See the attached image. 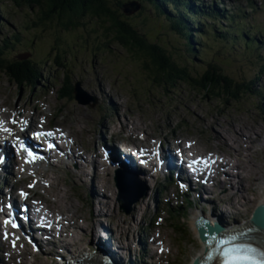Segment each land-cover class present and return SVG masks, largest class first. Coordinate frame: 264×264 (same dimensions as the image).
Returning <instances> with one entry per match:
<instances>
[{
	"label": "rangeland",
	"instance_id": "rangeland-1",
	"mask_svg": "<svg viewBox=\"0 0 264 264\" xmlns=\"http://www.w3.org/2000/svg\"><path fill=\"white\" fill-rule=\"evenodd\" d=\"M199 1L204 3L207 1H214V5L220 10L232 11L236 8L240 9L242 13L246 12L255 16L256 22L264 24V12H251L249 8V4L256 6V8L262 7L264 0ZM0 13V18L3 20V22H0V42L6 39V41L9 42L8 49L3 56L4 59L9 61L22 60V58L33 59L38 63L41 71V78L33 89L27 86H17L15 83L10 82L7 77L0 72V106L3 110L6 109L5 112L11 109L9 112L13 116L15 114V105L22 104V107L26 108L29 112L27 114L32 112L35 113V115L32 113L34 115V120L30 122V124H36L39 115L42 114L45 117H41V121L44 120L41 126L52 127V125H61L64 127L62 128L64 132L65 129L70 130L69 136L72 138L67 139L68 142L65 144L64 152L70 149L74 154L78 155L75 151L80 153L82 151L78 149H81L83 150V154H86L88 158H93L95 154H92V152L89 154V151L91 149L97 150L103 139L104 144L110 146L111 143H106V140L111 137V134L118 135L120 138H126L129 134L134 133L137 137V141H142L144 138L143 134L146 135L141 145L149 151L152 149V146L155 147V139L157 141H164V145H166L169 140L171 141L177 137L188 142L196 141V146L192 149L196 154H204L209 151L223 152L231 156L224 157V160H230L232 163L238 161L241 165L243 164L241 169L232 170L226 167V170L229 169L235 176L238 174L242 179L243 187L245 188V192L242 193V196L248 199L244 206H241L242 200H240L238 197L239 194L235 191L239 186V183L236 182L237 180L232 182L234 187L233 191H226V187L224 189L216 187L209 197L206 195L205 197L211 199L213 204H209L208 201L207 204L194 200L192 206L186 207L185 200L180 197L176 201V203L182 205L180 216L183 226L180 235H178L170 225L168 215L164 213V207L162 206L163 202L166 204L170 202L175 205L173 193L171 191L165 194L157 193V188L161 184L162 178H156V181H150L144 176L145 181L143 184H145L144 187L146 186V195L143 196L139 202L134 204V209L132 208L130 214L126 215L123 211L119 210L118 203L115 201L116 189L113 181H108L106 177L107 174H102L101 170L98 169L97 173L99 178H93L91 180L92 186L95 187V190L99 194L104 195L105 201H108L106 196L111 197L114 206L111 209L112 213H107L108 209H105L109 204L107 203L106 206H103V208L101 207L102 209H96V213L94 210L93 217V209L95 208V204L93 203L96 201L90 197L88 191L84 190L81 184L91 183L89 180L91 176L84 175L88 177L87 182L81 181V179L74 180V178L71 177L72 172L78 170L75 169V164L73 162L66 161V166L63 164L60 165L61 167L59 166L54 169L46 166L50 169L43 172V181L39 180L40 183L42 182V185H37L36 190L32 184L36 182L39 175L32 171V168H28L26 171L22 170L21 172L23 173L20 176L17 175L15 180L19 181L25 179L21 181L20 184L27 186L31 194L36 192L42 196L41 198L45 196L44 200L48 199L49 205H55L56 203L54 202H59L62 207H70V205L75 206L74 210H71V212H73L75 216L74 219L76 222H74V224L80 227L76 230L79 232V235L73 231V229L70 230V234H66L61 240H57L58 247H61L62 244L66 245L65 242H71V237L73 235V243L75 245L69 243L68 245L70 247L68 246V250L71 252L75 249L77 250V248L78 250L81 249V247L86 245L90 240L88 227L86 230L85 227L92 223H96L97 225L96 219L101 215V217L98 218L100 220L98 221L100 222L98 223L100 226H108L109 230L113 231L116 229L115 224L120 225L121 223L120 226H122V230L127 233L126 236L121 237L124 239V244L126 243L124 248L127 249V251H119V253L117 252V254H115L116 259L119 260L121 264H191L194 259L193 257H195L198 252L202 251L201 242L198 238L199 235L197 236L193 225L195 216L203 215L207 217L210 212H217L218 214H222L225 222L224 224H229L231 226L237 223L245 224L252 218L257 205L261 201H264V142H262V139L253 141L251 138L252 135L244 131L241 136L243 139L241 142L242 150L239 156L235 157L233 151H229L224 146L223 141L221 142V140L216 139L217 137L215 134L218 132L223 134V136L225 135L227 143L235 152L236 149L231 138L223 133L219 127L225 126V123L228 122H231L232 125L234 124V127L240 124H245L246 127H255L259 123L260 116H262L260 108L264 110V92L260 96L242 95L237 102L228 101V103L224 104L212 98L203 99L200 95L184 90L181 87L171 91L169 96L159 97L156 89L148 86L145 87V89L149 88L151 90V97H154L153 104L150 106L147 99H145L143 95H139V93H141L140 84L134 83L138 76L132 74L135 76L134 78L131 77V74H128L131 70L125 58L120 55L121 52L119 50L112 56L98 51L95 53L93 47H86L83 45L80 38H75V35L78 33L79 35L84 34L82 31H79L75 33H59L61 44H58V51H56L54 49L56 48L54 34L51 33V31L41 29L25 30L23 28V25L28 21L29 14L27 11L15 8L9 3H5L0 4ZM145 15L146 14L143 13L140 17H134L131 23L139 30L150 33L152 39H156L164 44L168 43L167 46L169 45V49H171V46L175 47L177 53L180 55L182 49L176 46L178 44L176 43V36L174 37V35L166 34L160 23L156 21L154 17H149L151 20H147L146 24L142 25L141 19H143ZM132 16L133 15L129 17ZM17 33H19L17 36L18 41L12 36ZM95 37L94 34L91 35L90 44H92ZM215 54L216 51L214 46V49H212L211 52H207L203 59L198 60L194 58V65H191L190 68L193 67L194 71L197 73L204 71ZM22 55L26 56L20 59L17 58V56L21 57ZM55 55L57 57L56 62L54 61ZM174 57L177 58V56ZM218 59L224 62L221 63L223 72L236 80L251 79L254 77V73L257 70L256 63L249 57L240 56V58L237 59L230 55L219 53ZM56 63H59V66H57ZM65 77L68 78L72 86L71 98L64 97L61 99L60 97L59 99L60 88L63 87V80ZM261 80V85L264 86V77H262ZM77 82L80 83V88L90 97L96 98L97 102L94 106H92V102H90L89 105L82 106L73 99V87ZM97 87H100L102 95L106 98L99 96L95 92V88ZM131 89H133V91ZM134 93H136V95ZM18 110V113H21L20 110L23 109L18 108ZM21 118L18 117L17 119ZM23 120L29 123L28 120ZM119 122L127 124V127L121 129ZM105 126L109 128L108 132L103 130ZM66 132L68 131L66 130ZM244 133L245 135L243 136ZM180 139L178 140L182 145L183 140ZM175 143L176 141L174 144ZM73 144H76L77 148L74 147ZM112 144L116 143L114 142ZM73 149L77 150L74 151ZM68 154L70 153L68 152ZM99 160L100 159H98V162ZM152 161L153 160L150 158V164ZM150 167L152 168L151 165ZM84 170L87 174L91 175L90 167H86ZM79 172L77 173L78 175L80 174ZM85 177L83 178L85 179ZM220 178V181L225 182L223 175H220ZM101 180L104 182L106 181V183L109 182L110 186L112 185L111 188H113V192H111L107 185L98 183V181L101 182ZM44 189L46 191H44ZM193 198L195 197L193 196ZM202 198L204 197L202 196ZM142 204H145L148 210L141 208L136 209L139 205V207H141ZM202 207L208 209L207 214L201 213ZM111 214H114V217ZM155 214L159 219H156L157 223L152 224V228H150V220L154 218ZM111 216L113 218H110ZM125 225H127V227H125ZM142 233L143 238L147 236V239L151 241L153 237H159L160 242H162L161 246H164L162 252L158 250V247L157 249L155 248L156 251L154 252V257H152L153 259H148V253H146V258L145 255L141 253L143 247L145 248L144 251H146L147 246L150 247V241L144 243L142 240V245L136 243L138 236ZM117 236L120 235L118 234ZM113 237H115V235ZM111 243L113 246V241H111ZM127 244L128 246H126ZM112 248H115V246ZM12 251H16V248ZM25 253L22 264L60 263L59 257H56L58 253H61L60 250H56L51 254L37 255L32 254L30 251L32 256H28L27 252ZM65 256L68 257L69 254L65 253ZM0 257L6 260L2 256V253H0ZM9 264H12V262ZM14 264H17V262H14Z\"/></svg>",
	"mask_w": 264,
	"mask_h": 264
},
{
	"label": "trees",
	"instance_id": "trees-1",
	"mask_svg": "<svg viewBox=\"0 0 264 264\" xmlns=\"http://www.w3.org/2000/svg\"><path fill=\"white\" fill-rule=\"evenodd\" d=\"M128 1H137L141 6L132 17L124 16L121 10L122 4ZM5 3L28 12V21L23 25L25 30L51 31L56 51L61 44L59 33L79 31L84 34L78 33L75 38H80L84 46L93 47L95 53L98 51L112 56L119 50L131 70L128 74L139 77L134 83L140 84L139 95H143L150 106L154 97H151L149 88L145 89L148 86L154 87L159 97L169 96L171 91L181 87L203 99L212 98L224 104L237 102L242 95L260 96L264 92L261 85L264 77V24L256 22L255 16L242 13L240 9L220 10L214 1L204 3L199 0H0V4ZM249 8L251 12L263 13L264 3L260 8L249 4ZM143 13L146 15L141 19L142 25L151 20L149 17H154L166 34L176 36V46L182 49L180 55L175 47L169 49L168 43L152 39L150 33L139 30L131 23L134 17ZM0 22H3L1 18ZM92 34L96 37L90 44ZM18 35H12L16 41ZM6 40L0 42V72L17 86L33 89L41 78L38 63L33 59H4L9 46ZM214 46L216 54L204 71L197 73L193 67L190 68L194 65V58L203 59ZM219 53L237 59L240 56L252 59L257 65L254 77L236 80L224 73ZM56 58L55 55V62ZM56 65L59 66V63ZM69 82L65 77L59 99L71 98L72 86ZM163 186L159 187V192ZM187 204L192 206L193 203L187 200ZM164 207L170 225L180 235L182 205L164 203ZM153 220L151 218L150 228Z\"/></svg>",
	"mask_w": 264,
	"mask_h": 264
},
{
	"label": "bare ground",
	"instance_id": "bare-ground-1",
	"mask_svg": "<svg viewBox=\"0 0 264 264\" xmlns=\"http://www.w3.org/2000/svg\"><path fill=\"white\" fill-rule=\"evenodd\" d=\"M95 92L99 96L105 97L104 95H102V93L100 91V87L95 88ZM113 106H114V104H113ZM15 107H16L15 109H18V108H22L23 109V114L24 115L19 116V118L22 117L23 119L28 120L29 123H27L26 121H24L22 118L21 119H15L12 116V114L9 112L11 109H9V111H7V112H3V113L0 112V126L2 127V124H5V123L8 122L9 119H12V123L7 126V128H8V131H7L8 135L10 137H12V136H14V137H23L28 129H33L34 128L35 124L32 125V124H30V122H32L34 120L33 117H34L35 113L32 112L34 115L32 113L27 114L29 112L26 110V108L22 107V104L21 105H15ZM260 113H261L262 116H260L259 123L255 127H246L245 124H240V125H237V126L234 127L233 126L234 124L232 125L231 122L225 123L226 125L223 126V127H219L223 131V133L227 134L231 138L232 142L234 143L235 149H236L235 152H234V150H232V147L227 143V140H226V136L225 135L223 136V134H220V133L217 132L215 134L216 137H217L216 139L217 140H221V142L223 141L224 146L229 151H233V154L235 155V157H238L239 154H240V152H241V150H242V148H241V142H242L243 139H242L241 136H242V133L244 131H247L248 134L250 133L252 135L251 138L253 139V141L256 140V139H262V142H264V110L261 109L260 110ZM116 125H117V123H116ZM119 125H120V128L121 129H124V128L127 127V124H122L121 122H119ZM66 130L68 132H70V130H68V129H65V132H66ZM103 130H106L108 132L109 131V128L107 126H105V128ZM65 132H64V129H62V130H60L58 132H55V136H56L57 140L60 141L61 144H62V149H57L56 152L54 150V152H55L54 158L57 160V162H58L59 165H62V161H61V159H57L56 153L59 154L61 157L62 156L64 157V154H66V152H64V149L63 148L65 147V144H67V142H68L67 139H71L72 138L71 136L66 137L65 135H63ZM130 132H131V130H130ZM0 133H1V129H0ZM244 135H245V133L243 134V136ZM103 140L99 144V148L97 150H93V149L89 148V149H91L89 151V154H91V152H92V154L93 153L95 154V157H93V158H88L86 154H80V153H78V155H76V154H74L69 149L70 150L69 151L70 154H67L66 156H67V158H70V160L72 162L75 163V169L78 170L76 172H72V176L71 177H73L74 180L81 179V181L87 182V178L88 177H85L84 175L91 176L89 178L90 181L93 178L94 179L95 178H99L98 173H97L98 172V169L100 167V164L98 163V159H101L102 158L103 150H105L106 152H109L111 155H114V157H116V158H117V155L122 154L120 150L118 151V148L119 147H118V144L117 143L116 144H112L111 143L110 146H107L106 144H104V141ZM107 140L114 141L115 138H114L113 134H111V137H109ZM107 140H106V143H108ZM175 141H176V143L174 144ZM48 142L51 143L52 142V139L49 138L48 139ZM174 142L172 143L174 145H171V146L175 150H177L179 153H186L188 151V149L186 147H183L181 145V143L178 140V138L175 139ZM73 145H74V147L77 148V145L76 144H73ZM30 146L35 151V149L33 148L32 144H30ZM0 147H1V151H2V154L4 156V159L6 160V165H1L0 164V169L7 176H11V174H10V168L7 165H9V162H11L13 166L16 165V160L10 156V153H9L10 152V147L7 144H2V145H0ZM136 150H137L139 156H141L140 157V160L142 162L143 161H146V159L149 160L150 158L153 160L152 163H151L152 168L154 167L155 160H157V156H159V155L161 156V155H163L165 153V150L155 149L154 146H152V149L150 151L149 150H146V148L144 146H142V145L136 147ZM38 152L41 153V151H38ZM209 152L211 153V155H209L207 157V160L210 163L213 164L212 169L216 170L215 180L213 181L214 188H216V187L218 188L219 187V188L224 189L226 187V191H233L234 190V187H233L232 182L235 181V180H237L236 182L239 183V186L235 189V191H236V193L239 194L238 197L240 198V200H242L241 201V203H242L241 206H244V204L246 203V201H248V199L244 198L245 196L244 197L242 196L243 195L242 193L245 192V188L243 187L242 179L238 176V174L235 176V175H233V173L231 171H229V169H232V170H236V169H239V168L241 169V166L243 164L241 165V163L238 162V161H235L234 163H232V161H230V160L229 161L228 160H224L225 159L224 157L229 156L226 153H223V152L221 153V152H218V151L217 152L216 151L215 152L214 151H209ZM124 156L128 160L129 164L132 166V168L135 169L137 173H140L141 174L142 172H141L139 163L135 159H133V157L130 155V153L127 152ZM229 157H231V156H229ZM229 157H227V158H229ZM231 159H233V158H231ZM169 162L170 163L173 162L171 158H170ZM47 166H49V165H47ZM49 167H51V169H54L52 166H49ZM86 167H90V169H91V175L87 174L86 171L84 170V168H86ZM226 167H229V169L226 170ZM210 170H211L210 168L205 169L203 171V174L202 175H207ZM78 172L80 173L79 175L77 174ZM144 173H147V172H144ZM220 175H223L224 176L225 182L224 181H220V179H219L220 178ZM144 176H146L147 179H149L150 181H155V178L152 177L149 174L148 175H143V178H144ZM83 177H85V179ZM106 177H107V180L108 181H111V180L113 181L112 174H107ZM96 180H98V179H96ZM143 180L145 181V179H143ZM41 183H40V181L38 182V184H41ZM98 183H100L102 185H107L109 187V189L111 190V192H113V190H112L113 188H111L112 185L110 186L109 182L106 183V181L104 182V181L101 180V182L98 181ZM81 184H82V187H84V190L88 191V193L90 194V197L93 198V199H95V201H96L95 203H93V204H95V208L93 209V217H94V210H95V213H96V209H98V210L99 209H102L103 206H106L107 203H109V204H108V206H106L105 209H108L107 213L108 212L112 213L111 212L112 211L111 209L114 206V204L112 203L113 202V199H111V197H109V196L107 197L106 196V198L108 199V201H105L104 200V195L99 194L95 190V187L92 186V181H91V183L89 182L87 184L86 183H81ZM209 188H210V186L208 187L205 184V185H203L202 188H198V189H195V190H196V192H197L198 195L199 194L200 195L203 194V191H204L205 192V196H206L208 194H212L211 193V190ZM115 193H116V191H115ZM205 196H204L202 202L203 203H207V201L209 200L208 201L209 204H213V202L211 201V199L206 198ZM2 198L3 197L1 196L0 197V201H2ZM44 198H45V196L43 198H40L39 200H37V205H38V207L44 213L43 216H42V217H44L46 219L44 221H46V223H49L50 224L49 229H47L46 226L43 227L46 230V232L50 235V237L52 239H54V240H55L56 236H59L60 238H62L66 234H70L71 233L70 230H72V229H73V231H75L78 234L79 232L76 231V230L79 229L80 227H78V226H76V224H74V222H76L75 219H74L75 216L73 215L74 213L71 212V210H74L75 206L74 205H70V207H64V206L62 207L59 202H54L57 205L56 204L55 205H49L48 204V201H47L48 199L47 200L46 199L44 200ZM140 199H139V201H140ZM231 200H232V198H231ZM99 204H100V206H99ZM261 204H264V201H261L258 205H261ZM139 206L136 209H138V208L147 209V206L145 204H142L141 207H139ZM132 208L134 209V206ZM24 210H27V208L24 209ZM213 211H215V210H213ZM216 211H218V210H216ZM140 213H141V211H140ZM201 213L204 214L205 211H202ZM111 215L114 217V214H111ZM141 215H143V214H141ZM112 216L110 218H113ZM100 217H101V215L98 216V218H100ZM98 218L97 219L95 218L97 220V225H96V223H92V224H89L88 226L85 227V230L88 227V232L90 233V235H92V237L90 238V240L88 241V243H86V245L82 246L81 249H79V250L77 248V250L75 249L74 251H71L70 252L69 250L64 249L67 252L66 251L63 252V256H62V254H61V256L62 257H66L64 255H65V253H68V252H70V256L68 258H62V259L59 257L58 259L60 260V263H57V264H64V263L68 262L71 259H73L75 261H79L80 264H103V262L101 261V258L98 255L92 256L91 255L92 252L89 249V244H91L92 242H94L95 241V238H99L96 232H99V233L102 232V234L100 235L101 239L99 238L100 240L98 242L99 245H104L106 243V240H105V238H106L107 240H109V242L110 241H113V244H114V246H115V248L117 250L115 252L116 254H117V252L119 253V251L120 252L121 251H127V249L124 248V245L126 243L124 244V242H123L124 239L121 238L122 236L123 237L126 236L127 233L122 230V226H120L121 223H120V225L115 224L116 229L113 230V231H111V230H109L108 226H103V227L100 226V224H98V223H100V222H98V221H100ZM198 218H204L207 221V223H208V225L210 227L213 226V224H214L213 223V220H212L214 218L218 221V223H220V224H223L224 223L223 222L224 220H223L222 214H220V213L218 214L217 212H210L207 217L206 216H203V215L195 216L194 217V220H193V225H194V228H195V232L197 233V236L199 235V237H198L199 239H201V236L199 234L200 231H199V225H198ZM112 223H114V222H112ZM125 227H127V225H125ZM91 231H93V233H91ZM118 234L120 236H117ZM114 235H115V237H113ZM142 235H143V233L138 236L136 243H138L140 245V244H142V242H141L142 240L145 243H146V241L147 242L150 241L149 242L150 243V245H149L150 247L147 246L145 252L148 253L147 255L149 257L148 258L149 260L150 259H153L152 257H154V252L156 251L157 247H158V250H160V252H162V248H164V246H161V243L162 242H160L159 237H157V236L155 238L153 237V240L151 241V240H148L147 239V236L145 238H143ZM258 235H260V234H255L254 237L256 238V237H258ZM71 239H72L71 242H65V244L68 245L70 243V244L73 245L74 244L73 243V235H72ZM54 240H51L52 241V244H51L52 246L54 244ZM79 242H80V240H79ZM19 245H20V243H19ZM200 245H201V250L202 251L201 252H198V254H196L195 257H193L194 259L192 260V263L191 264H195V261H197L199 258H201L202 255L204 254V250H205L204 249V246H203L202 243H200ZM26 246H27L26 252H27V255L28 256H32L30 254V251H31V253L35 254L34 252H32L31 247H29L28 245H26ZM126 246H128V244ZM148 249H149V251H148ZM0 253H2V256L7 257L6 260H4V259H2L0 257V264H9L10 262H12V264H14V262H17V264H22L23 263V259L25 258L24 256L26 254L23 250H20L19 248H17L16 251H12V249L8 248L1 241H0ZM112 254L116 257V255L114 253H112ZM110 256H111V254H110ZM106 259H108V258H106ZM118 262H120V261H118ZM110 264H113V263L110 262ZM119 264H121V263H119Z\"/></svg>",
	"mask_w": 264,
	"mask_h": 264
},
{
	"label": "water",
	"instance_id": "water-1",
	"mask_svg": "<svg viewBox=\"0 0 264 264\" xmlns=\"http://www.w3.org/2000/svg\"><path fill=\"white\" fill-rule=\"evenodd\" d=\"M141 6L137 1H128L122 4L121 10L124 16H131L136 14L140 10ZM24 57V55L17 56L18 59ZM73 99L82 106L89 105L92 102V106L96 104V98L90 97L84 90L80 88V83H75L73 87ZM115 187L117 190L116 201L119 205V209L123 211L124 214H130L132 206L136 204L140 198L146 195V189L143 185L136 182L127 181L124 176L120 173L117 174L115 179ZM249 224L255 227L258 230H264V220L256 219L254 222V216L249 221ZM201 239L204 237L206 232L219 235L222 232V228L219 226L210 227L208 224H205L204 227H199ZM92 254L94 251L90 248ZM199 262L195 261V264Z\"/></svg>",
	"mask_w": 264,
	"mask_h": 264
},
{
	"label": "snow or ice",
	"instance_id": "snow-or-ice-1",
	"mask_svg": "<svg viewBox=\"0 0 264 264\" xmlns=\"http://www.w3.org/2000/svg\"><path fill=\"white\" fill-rule=\"evenodd\" d=\"M7 131V130H5ZM35 135V134H34ZM51 147V145H49ZM25 152H28V149H24ZM29 156H32L31 152H28ZM130 181L134 178L130 177ZM21 196H24V193H21ZM254 222L256 219L264 220V204L258 205L255 209L254 213ZM9 221H5V223H8ZM18 225L13 223L12 227L15 228ZM251 231V229H250ZM244 232L241 231V235H243ZM237 238L235 236L228 235L224 239H222V244H228L232 241H235ZM223 255L221 257L222 264H255V261H252L250 258L252 255H255L256 250L252 248H248L243 245H237L232 248L222 249ZM264 255V254H262ZM199 264V262H197Z\"/></svg>",
	"mask_w": 264,
	"mask_h": 264
}]
</instances>
